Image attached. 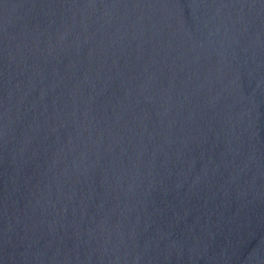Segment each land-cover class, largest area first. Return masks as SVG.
Segmentation results:
<instances>
[{
  "label": "water",
  "instance_id": "1",
  "mask_svg": "<svg viewBox=\"0 0 264 264\" xmlns=\"http://www.w3.org/2000/svg\"><path fill=\"white\" fill-rule=\"evenodd\" d=\"M0 264H264V0H0Z\"/></svg>",
  "mask_w": 264,
  "mask_h": 264
}]
</instances>
